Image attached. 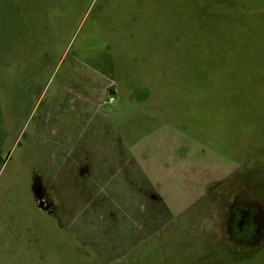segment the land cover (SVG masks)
Wrapping results in <instances>:
<instances>
[{
	"label": "rangeland",
	"instance_id": "rangeland-1",
	"mask_svg": "<svg viewBox=\"0 0 264 264\" xmlns=\"http://www.w3.org/2000/svg\"><path fill=\"white\" fill-rule=\"evenodd\" d=\"M217 2L222 16L232 12L264 32V0H0V141L9 148L17 136L25 141L22 128L46 81L65 90L66 112L90 95L107 125L99 139L108 141L99 145L107 157L101 150L94 163L103 153L113 160L106 171H121L127 154L128 172L146 194L161 196L150 209L145 197L133 204L132 194L123 228L129 247L120 253L114 241L98 264H264V40L252 35L237 48L225 34L212 36ZM51 108H42L46 129L36 137L50 147L57 174L62 157L53 139L62 120ZM16 173L10 162L0 177L4 231L18 224L2 214L26 207L23 194L13 193L12 206L1 195L12 194ZM113 178L107 192L127 194L121 175ZM27 226L36 252L31 261L18 253L12 264H33L36 253L41 264H84L73 234L36 217Z\"/></svg>",
	"mask_w": 264,
	"mask_h": 264
},
{
	"label": "crops",
	"instance_id": "crops-1",
	"mask_svg": "<svg viewBox=\"0 0 264 264\" xmlns=\"http://www.w3.org/2000/svg\"><path fill=\"white\" fill-rule=\"evenodd\" d=\"M46 82L41 85L42 88L39 87L32 110L29 111L30 115L26 118V126L22 128L26 133L25 141L17 136L13 138L14 142L10 148L7 147L9 146L6 144L7 142L0 141V177L3 169L7 168L10 162H15L17 167L16 186H19L18 191H15V185L10 186L13 189L12 194H1L3 200L8 206H12L13 198H15L13 193H20L23 194L26 206L13 215L6 212L2 214L9 216V222L17 223L18 228L8 225L5 231L0 229V238L2 239L0 263L12 264L13 256H17L18 253H21L23 260L28 257L31 261L36 252L33 245L35 241H28L26 232L31 229L27 224L36 217L49 226L51 231L58 230L67 237L74 235V241L77 242V261L84 264H98L100 261L98 253L108 246H113L114 241L119 246L120 253L124 247L128 249L127 228L125 238L123 233L124 221L126 227L129 223V206H132V201L130 204L128 201L132 200V194L133 204L139 197L143 199L146 196V190L139 185L137 177L139 175L136 176L131 168L130 173L128 172V167L132 166L133 161L130 160L131 165L129 163V166L124 164V162H129V160L126 161L127 154L120 155L117 168L119 167L121 171L114 170V166L107 172L105 167L113 166V160L108 161L107 158L104 159V156L101 159L103 153L100 155L101 157L99 156V160L97 159L99 162L94 163V158L98 157L101 150H104L107 157L106 145L104 149L103 146H99L108 142H102L99 139V135L106 132L107 125L100 124L102 121L96 118L94 106L88 100H75L73 110L64 111L68 106L65 100V90L56 84L46 85ZM42 108L55 110L62 120L61 129L53 139V145L58 146V155L62 157L57 160V163H60L56 164L57 167H62L57 174L53 172V164H49L47 157L50 147L43 145L36 137L37 133H40L39 131L46 129L43 123L45 113ZM41 134L43 135V133ZM45 143H47L46 139ZM64 146L69 148L66 150ZM116 172L122 178H118L117 183L121 188H126L127 194H119L118 191L115 194L107 192L105 180L109 179L110 184L112 180L114 182L113 176ZM19 179L22 181L19 182ZM13 180L15 181V179ZM46 187V194H38L41 189ZM4 192L8 193L9 191L7 189ZM39 199L45 201L44 206ZM114 206L121 212L115 211ZM135 206L140 207V204L137 203ZM118 224L120 232L113 235V231L116 230L115 226L117 227ZM0 226L2 225L0 224ZM141 238L142 242L139 241L137 246L145 242L143 235ZM11 241L16 243V249ZM104 253L107 254L106 250ZM41 259L42 254L36 253L33 264H41ZM107 259L109 262H113L112 255L109 258H104L105 261ZM116 261H118L116 264L124 263V260Z\"/></svg>",
	"mask_w": 264,
	"mask_h": 264
},
{
	"label": "trees",
	"instance_id": "trees-1",
	"mask_svg": "<svg viewBox=\"0 0 264 264\" xmlns=\"http://www.w3.org/2000/svg\"><path fill=\"white\" fill-rule=\"evenodd\" d=\"M225 4L227 6H232L231 2L229 3L228 1H226ZM211 6H213L215 13L218 16H220L218 21H216L214 19L215 22L211 21L210 25H208V27H209L208 32L212 36H216L218 33L225 34V35H223L225 40L231 41V43H233V46H236L237 48L244 47V45L246 44V42H244V40L246 38H251L252 35H255L256 37H260L261 39L264 40V37H263L264 32H255V30H254L257 27V25L253 30L250 31V29L247 27V24H245L242 21L243 18L240 17L239 15L233 16L232 12H228V13L224 14V16H222L223 10L221 11V8L219 7L220 6L219 2L214 3ZM219 8H220V10H219ZM258 25H259V27H261L260 24H258ZM257 31H259V30H257ZM224 44L226 45L227 42L225 41ZM218 45H220V44L217 43L216 46H218ZM235 52H237V51L234 49L231 51V54L233 55V53H235ZM218 54L226 56V54H224V53H218ZM226 57H228V56H226ZM228 59H230V58H228ZM230 60H232V59H230ZM232 61H233V63H237L234 59ZM247 64H250V63H247ZM49 69H50V67H49Z\"/></svg>",
	"mask_w": 264,
	"mask_h": 264
},
{
	"label": "flooded vegetation",
	"instance_id": "flooded-vegetation-1",
	"mask_svg": "<svg viewBox=\"0 0 264 264\" xmlns=\"http://www.w3.org/2000/svg\"><path fill=\"white\" fill-rule=\"evenodd\" d=\"M110 89H113V88H110ZM110 89H109V92H110ZM113 92V91H112ZM112 92H110V93H112ZM83 99L84 100H88V101H90L91 103H95V104H97L96 102V100H95V98L94 97H92V96H90V95H85L84 97H83ZM67 109H68V107H67ZM46 190H47V187L46 188H43V189H41L39 192H38V194H46ZM148 199V201H149V207L148 208H150V209H158L159 208V206H161L162 204H161V196H159V195H157V194H146V196H145V199ZM39 201H42L43 202V199H39ZM40 204V203H39ZM41 204H43V206H44V204H45V201L43 202V203H41ZM158 207V208H157Z\"/></svg>",
	"mask_w": 264,
	"mask_h": 264
},
{
	"label": "water",
	"instance_id": "water-1",
	"mask_svg": "<svg viewBox=\"0 0 264 264\" xmlns=\"http://www.w3.org/2000/svg\"><path fill=\"white\" fill-rule=\"evenodd\" d=\"M113 91V89H110V92H112Z\"/></svg>",
	"mask_w": 264,
	"mask_h": 264
}]
</instances>
